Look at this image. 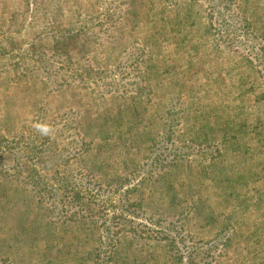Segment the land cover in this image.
Listing matches in <instances>:
<instances>
[{
    "label": "rangeland",
    "instance_id": "1",
    "mask_svg": "<svg viewBox=\"0 0 264 264\" xmlns=\"http://www.w3.org/2000/svg\"><path fill=\"white\" fill-rule=\"evenodd\" d=\"M0 264H264V0H0Z\"/></svg>",
    "mask_w": 264,
    "mask_h": 264
},
{
    "label": "trees",
    "instance_id": "2",
    "mask_svg": "<svg viewBox=\"0 0 264 264\" xmlns=\"http://www.w3.org/2000/svg\"><path fill=\"white\" fill-rule=\"evenodd\" d=\"M60 34L61 35H59L58 38H55L56 44H58L60 41H63V40H73V38L76 36L77 32H75L74 30L72 31V30H69V29H62ZM74 41H72V42H63V43H65L66 46H69V45H74L73 44ZM80 192H79V194H80ZM132 227L133 226H129L130 229H132Z\"/></svg>",
    "mask_w": 264,
    "mask_h": 264
}]
</instances>
